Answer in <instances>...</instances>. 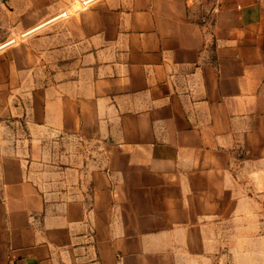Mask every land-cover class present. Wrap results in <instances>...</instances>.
<instances>
[{
	"label": "crops",
	"instance_id": "0c3cea01",
	"mask_svg": "<svg viewBox=\"0 0 264 264\" xmlns=\"http://www.w3.org/2000/svg\"><path fill=\"white\" fill-rule=\"evenodd\" d=\"M0 264H264V0L0 7Z\"/></svg>",
	"mask_w": 264,
	"mask_h": 264
},
{
	"label": "built area",
	"instance_id": "2783aa9c",
	"mask_svg": "<svg viewBox=\"0 0 264 264\" xmlns=\"http://www.w3.org/2000/svg\"><path fill=\"white\" fill-rule=\"evenodd\" d=\"M10 0H0V7L6 6Z\"/></svg>",
	"mask_w": 264,
	"mask_h": 264
}]
</instances>
